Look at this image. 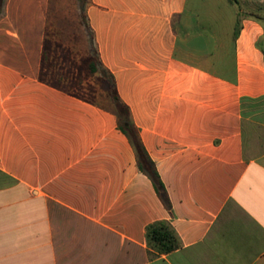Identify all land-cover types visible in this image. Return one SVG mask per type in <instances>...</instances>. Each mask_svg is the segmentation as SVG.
<instances>
[{
	"label": "crops",
	"instance_id": "1",
	"mask_svg": "<svg viewBox=\"0 0 264 264\" xmlns=\"http://www.w3.org/2000/svg\"><path fill=\"white\" fill-rule=\"evenodd\" d=\"M58 6L0 8V264H264V0H77L167 201L105 90L43 64Z\"/></svg>",
	"mask_w": 264,
	"mask_h": 264
},
{
	"label": "rangeland",
	"instance_id": "2",
	"mask_svg": "<svg viewBox=\"0 0 264 264\" xmlns=\"http://www.w3.org/2000/svg\"><path fill=\"white\" fill-rule=\"evenodd\" d=\"M55 3L59 6L49 12L42 62L45 65H63L65 78L73 81L70 85L75 86L71 90L89 96L92 89L97 88L99 83L96 75L84 67L83 57L79 56L75 44L78 21L79 18L83 19L86 16V9L78 8L77 0H57V2L54 0ZM70 39L72 43H69Z\"/></svg>",
	"mask_w": 264,
	"mask_h": 264
},
{
	"label": "trees",
	"instance_id": "3",
	"mask_svg": "<svg viewBox=\"0 0 264 264\" xmlns=\"http://www.w3.org/2000/svg\"><path fill=\"white\" fill-rule=\"evenodd\" d=\"M2 2L3 0H0V8ZM82 62L84 63V67H86L87 70H89L90 72L96 75V79L99 83V86L105 90L106 94L111 99L113 105L116 108V111L118 112L122 120L121 123L122 129L126 131L128 135L134 138V145L136 147L137 156H138V164L141 170L144 171L152 179L158 194L165 201H167L165 187L160 179L159 173L156 169L154 162L150 159L147 152L143 148L134 128L131 125L126 124L129 116V109L121 101L118 92L116 90L115 82L107 73L101 71L98 57L93 55L88 57H83ZM59 75L60 73H58V76ZM94 91H96V89H92V91L89 93V96H92ZM85 98L87 100H91L90 98L87 97ZM147 237L152 248L156 249L159 253L162 254L170 253L179 247V242L176 236L169 228V226L164 222H159L151 225L147 230Z\"/></svg>",
	"mask_w": 264,
	"mask_h": 264
}]
</instances>
